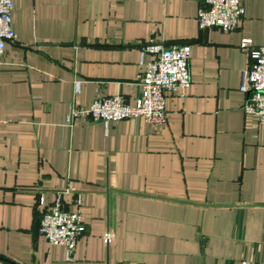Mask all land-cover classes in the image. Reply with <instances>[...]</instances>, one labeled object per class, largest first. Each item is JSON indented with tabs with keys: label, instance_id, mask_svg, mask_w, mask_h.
<instances>
[{
	"label": "crops",
	"instance_id": "obj_1",
	"mask_svg": "<svg viewBox=\"0 0 264 264\" xmlns=\"http://www.w3.org/2000/svg\"><path fill=\"white\" fill-rule=\"evenodd\" d=\"M202 0H13L0 52V264H263L264 123L244 110L264 0L238 27L201 28ZM190 44L192 83L166 121L74 117L102 96L134 105L141 45ZM68 189L67 191H63ZM61 193L84 231L73 256L37 233ZM109 234L111 241L105 242Z\"/></svg>",
	"mask_w": 264,
	"mask_h": 264
},
{
	"label": "built area",
	"instance_id": "obj_2",
	"mask_svg": "<svg viewBox=\"0 0 264 264\" xmlns=\"http://www.w3.org/2000/svg\"><path fill=\"white\" fill-rule=\"evenodd\" d=\"M13 0H0V52L6 42L14 41L16 36L12 27L11 11ZM245 14L240 0H202L198 8V21L201 28L220 27L225 31L235 30ZM240 47L251 63L242 74L240 89L245 93L244 110L264 123V45H255L251 38H243ZM142 59L137 81L140 94L134 105L129 104L122 95L97 97L88 107L70 108L66 123L74 117L89 121L110 124L122 119L142 117L148 123L162 124L166 121V97L177 89L187 90L191 83L190 59L191 45L180 44L165 47L151 40L141 45ZM64 189L63 191H67ZM46 204L43 197L38 198L40 211L37 233L51 244L63 245L68 257L73 256L78 236L84 231L81 215L77 211L63 207L61 193ZM111 241L110 235L104 236ZM264 264V263H263Z\"/></svg>",
	"mask_w": 264,
	"mask_h": 264
}]
</instances>
